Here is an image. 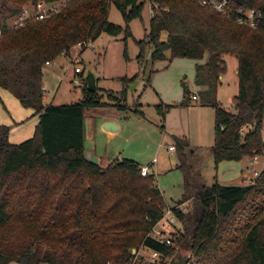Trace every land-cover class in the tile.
Here are the masks:
<instances>
[{"label":"trees","instance_id":"trees-1","mask_svg":"<svg viewBox=\"0 0 264 264\" xmlns=\"http://www.w3.org/2000/svg\"><path fill=\"white\" fill-rule=\"evenodd\" d=\"M41 1L61 0H0V90L38 116L33 137L18 144L10 141L12 127L0 125V264H133L132 251L139 247L168 260L161 264L179 249L191 255L188 264H264V171L254 185L225 186L216 180L208 186L201 173L204 157L186 138L174 136L177 168L184 176L178 204L191 202V207L188 213L174 210L184 231L167 245L151 237L166 207L154 175L142 176L134 160L117 159L103 168L85 154V111L111 105L128 113L127 91L108 93L112 103L106 104L102 90L89 92L81 74V100L44 103L45 66L76 46L85 49L103 33H124L127 40L130 23L142 20L147 0H69L44 20L19 28L10 23L24 7ZM228 1L233 9L264 15V0ZM150 2L158 8L138 42L140 66L165 61L167 55L194 61L208 56L196 66L195 83L202 88V105L215 110L209 149L215 164L264 156V23L251 28L197 0ZM112 5L125 29L109 21ZM225 56L238 60L234 112L217 97L227 73ZM138 78L122 82L127 86ZM169 108L156 106L164 118Z\"/></svg>","mask_w":264,"mask_h":264},{"label":"rangeland","instance_id":"rangeland-1","mask_svg":"<svg viewBox=\"0 0 264 264\" xmlns=\"http://www.w3.org/2000/svg\"><path fill=\"white\" fill-rule=\"evenodd\" d=\"M151 19L147 3L142 20L130 23L132 36L127 40L124 33L117 37L103 33L85 49L76 46L67 57H60L52 66L46 65L43 79L46 89L44 102L62 105L82 99L83 80L75 74L77 67L85 71L92 68L98 74V87L102 90L103 102L106 104L112 103L108 93L119 96L126 90V103L131 108L128 113L111 105L85 111L87 159L103 168L117 159H130L141 166L150 167L165 204L171 207L181 206L183 213H188L191 202L178 204L184 194V176L177 168L178 152L174 136L186 138L191 149L204 157L201 173L208 186L214 185L216 180L225 185L241 183L248 159L222 161L216 165L209 153L215 138V110L203 107L201 100L197 105L186 103L187 94H198L202 90L195 83V70L197 65L207 62L208 56L202 61H194L185 58L171 60L167 55L165 61L154 64L149 61L143 67L140 66L138 42L150 31ZM109 21L126 28L122 14L115 5L111 7ZM13 22L14 20L10 21L11 24ZM166 38L167 35L164 34L162 39ZM149 54L150 51L146 58ZM225 60L228 62V73L219 99L223 106L233 104L239 91L238 60L235 56H225ZM62 64H65L66 70ZM137 75L139 78L132 84L126 86L122 82L124 78L131 80ZM75 80L81 84H76ZM162 103L170 106L165 118L156 109ZM137 104L141 107H136ZM136 109L142 114L135 113ZM29 113L30 110L25 109L11 94H0V124L4 122L12 127L11 142H23L29 138L31 131H35L32 120L26 124ZM106 119L114 120L119 127V132L112 138L103 130L102 122ZM21 120H25V125L17 128L15 124ZM262 132L264 136V124ZM171 146L174 147L173 151L170 150ZM246 182L244 180V184ZM183 231V224L177 220L174 225L166 228L163 235L177 239ZM139 252L140 255L133 264H146L151 253L144 247H139Z\"/></svg>","mask_w":264,"mask_h":264},{"label":"built area","instance_id":"built-area-1","mask_svg":"<svg viewBox=\"0 0 264 264\" xmlns=\"http://www.w3.org/2000/svg\"><path fill=\"white\" fill-rule=\"evenodd\" d=\"M67 1L69 0H61L54 3H47L44 1L38 2L37 5H28L23 8L22 12L19 16L14 19L13 26L16 28L23 27L32 20H44L50 17L53 14H56L60 11V9L66 5ZM204 6H209L218 12H221L227 16H236L237 20L240 24L249 26L251 28H258L261 24L264 23V15L262 12H258L255 10H247V9H233L229 5L228 0H197ZM147 3L150 7L151 17L155 16L156 9L158 8L157 4H153L150 0H147ZM80 46V45H79ZM54 64V63H51ZM49 64V65H51ZM84 69L81 67L75 68V74L80 76L84 74ZM76 84H81L78 80H75ZM193 100H197V96L192 97ZM234 106L233 104H229L227 107L228 111H231ZM170 150L173 151L174 147H170ZM264 171V156H255L249 159L248 166L246 167L245 176L249 181V185H254L256 180L259 178L261 173ZM141 174L144 177L150 176L152 174V170L150 167L142 166L141 167ZM175 209L181 210L182 212L184 209L181 206H168L166 205L164 209L163 218L156 224L154 227L151 237L160 241L161 243H165L167 245H171V239L168 238L166 235H163L166 231V228L171 227L177 222V218L175 215ZM148 253H151L150 258L146 264H161L164 257L157 252L145 249ZM132 254L135 256L137 254L140 255V252ZM135 260V259H134Z\"/></svg>","mask_w":264,"mask_h":264},{"label":"crops","instance_id":"crops-1","mask_svg":"<svg viewBox=\"0 0 264 264\" xmlns=\"http://www.w3.org/2000/svg\"><path fill=\"white\" fill-rule=\"evenodd\" d=\"M149 57H150V54H149V56H148V58L147 59H149ZM225 62H226V64H228V62H227V60H225ZM52 65H54V64H51V65H49V66H52ZM63 65V69H65L66 70V66H65V64H62ZM227 73H228V65H227ZM227 73L224 75V76H222L221 77V82H222V85L220 86V88H219V90H218V95H217V97H218V101H219V103H220V105L223 107V108H227L228 107V105L229 104H231V103H228V104H226V105H222V103L220 102V94H221V91H222V88H223V83H224V80H225V76L227 75ZM202 89V88H201ZM201 91V90H200ZM2 92H6L7 94H10L9 92H7V91H5V90H0V94H2ZM6 96V95H5ZM193 96H197L198 97V99L197 100H193L192 99V97ZM46 98V97H45ZM200 101V97H199V93L198 94H192V95H190V104H193V103H195L196 105H197V103ZM45 103V102H44ZM46 104V103H45ZM163 104V103H162ZM164 105V104H163ZM202 105V104H201ZM203 106V105H202ZM203 107H207V106H203ZM30 112L31 113H29V115L30 116H28V117H26V124L27 123H29V121L30 120H32L31 121V123L33 124L32 126H33V129L35 130V128H36V126H37V124H38V116H33V111H31L30 110ZM25 123V120H21V121H19V123L18 124H20L19 126H17V128H22L25 124H21V123ZM107 123H113L114 125H116V130H112V131H107V130H105V125H107ZM102 124H103V130L105 131V132H107V134L112 138L114 135H116L118 132H119V127H118V124L114 121V120H111V119H106V120H104L103 122H102ZM0 125H6L4 122L3 123H1ZM16 129V128H15ZM31 133H33V134H31ZM31 133H29V138H32L33 137V135H34V133H35V131L33 132V131H31ZM11 135H12V133H11ZM11 135H10V137H11ZM28 138V139H29ZM12 143H14V142H12ZM14 144H18V143H14ZM85 154H86V157H87V152H86V147H85ZM248 163H249V159H248ZM142 167V166H141ZM244 180H247V182H246V184H244ZM221 184V183H220ZM222 185H225V184H222ZM246 185H249V181H248V179L246 178V176H245V173H243V176H242V182L241 183H237V184H234V185H225V186H246ZM11 264H16V263H11Z\"/></svg>","mask_w":264,"mask_h":264},{"label":"water","instance_id":"water-1","mask_svg":"<svg viewBox=\"0 0 264 264\" xmlns=\"http://www.w3.org/2000/svg\"><path fill=\"white\" fill-rule=\"evenodd\" d=\"M84 81L87 85V89L89 92H99V76L92 68L84 72ZM104 128L107 131H112L113 129L116 130L117 127L113 123H107ZM133 253H135V250H133ZM190 258L191 255L189 253L183 252L179 249L175 257H173L168 264H188Z\"/></svg>","mask_w":264,"mask_h":264}]
</instances>
